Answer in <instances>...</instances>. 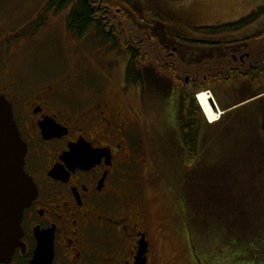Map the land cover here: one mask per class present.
<instances>
[{"label": "flooded vegetation", "instance_id": "af4514ba", "mask_svg": "<svg viewBox=\"0 0 264 264\" xmlns=\"http://www.w3.org/2000/svg\"><path fill=\"white\" fill-rule=\"evenodd\" d=\"M263 7L251 9L247 14L255 20L240 30L261 28L257 22ZM16 28L14 20L7 23L0 15V96L11 104L27 145L24 169L37 195L24 209L22 233L11 258L0 264H187L171 252L162 256L146 228L142 177L134 171L146 160L130 121V115L139 112L122 102L131 95L142 106L147 100L140 83L136 89L127 85L128 61L102 79L84 65L65 69L57 80L40 77L16 53L22 40L36 31L26 36V25V32L12 41V31L21 33V27ZM254 37L256 33L250 38ZM18 40L21 44L16 46ZM241 40L236 39L233 51L230 39L226 47L234 60L246 65L249 52L233 55L248 48ZM260 49L249 62L258 65L253 70L264 64V48ZM118 75L122 102L111 106L106 82ZM56 168L60 173L54 175ZM192 264H197L194 258Z\"/></svg>", "mask_w": 264, "mask_h": 264}, {"label": "rangeland", "instance_id": "374dc122", "mask_svg": "<svg viewBox=\"0 0 264 264\" xmlns=\"http://www.w3.org/2000/svg\"><path fill=\"white\" fill-rule=\"evenodd\" d=\"M48 1L49 0H0V15L6 19L7 23L14 20L15 26L17 28L21 27V33L16 31L10 33V40L14 41L17 37L19 39L20 36L26 32V25L41 14L44 5H46ZM136 1L144 6L152 7L151 12L148 13V11H146L143 13L146 19L152 21V16L154 17L153 13L164 18L168 17L170 20L169 26L173 30H178L180 34L183 36L188 35L191 39L197 38L206 41L226 42L229 39L242 38L241 42H244L255 33L258 35L252 38L255 39V41L250 42L246 50H239L240 52L233 53V55L241 57L245 54L244 52H249L251 54V59L246 60V65H243L240 61L234 60L233 56L228 52V49L227 52L222 51L221 53L220 51L221 57L218 60L214 58L213 61H209L207 64L203 62V66L201 64L194 65L192 60L187 62H183L184 60L182 61V53L179 54L174 50L176 49L174 47L176 43L173 45L167 44V46V40L165 39V41L162 42L164 47H162L160 44H157L154 39H149L151 28L146 25L145 20H141L139 16L136 15L134 7L120 2L122 7L118 9L124 11L129 18H131L129 22L124 18L122 19L123 21H121V27L123 28L119 33L121 41L125 43L131 40L130 43H134V41L137 43L138 40H140L141 47L149 58L147 66L150 65V70L152 67L155 68L153 62L159 61V66H168L167 73L171 75L172 81L175 78H194L195 73L201 74L200 78L202 80L204 76L215 77L218 72L222 70L223 73L229 74V71L235 67L247 69L248 67L258 66L249 64V62L252 61L253 57H256L261 50L260 48H264V41H262L264 36L260 37V33H258L259 29L262 28V30H264V15L260 21L257 22L261 24V28L257 31L244 29L234 36L209 35L201 31H196V28L202 25L212 26L233 22L235 19L237 20L238 17H243L242 15L249 13L251 9L253 11V8L264 4V0ZM67 12L68 10L53 13L52 15L50 14V17H47L49 19L46 20V24H43L45 25L44 28L41 26L34 34H32L33 27H29L28 32L30 31L31 33L29 32L26 36L32 35L27 40H22V47L18 48L16 51L17 59L21 63H23L24 59V64L30 63L32 65V71L38 72L40 77L53 80L60 79L65 69H77L80 65L87 67L92 75L100 79L107 75V73L120 68L125 59L127 60L128 58V56H125L127 53L124 48L119 47L110 49L109 44H104L102 39L97 37L94 28L81 39L73 36L67 28ZM118 18L119 21L121 17L118 16ZM15 19L17 20L16 23ZM157 19L160 21V18ZM193 27H196L195 30ZM18 43L19 45L21 44L18 40L15 45L17 46ZM179 45L185 47V45L180 42ZM165 47H169L170 52H166L167 49H163ZM249 79L253 81V85L258 91H262V95L260 96L262 98L261 105L262 101L264 104V73L261 76L251 74ZM208 82L205 84L208 89L204 90L194 88L188 83V91L191 93L202 91L211 93L210 95L214 97L217 106L221 109H219L220 112L222 111L221 115L225 112L227 113L231 110L238 109L244 104L243 102L234 105L236 100L235 94L231 95V93L225 90L221 91L220 97L222 99L219 100L215 97L213 91V89L218 86H216V83L213 85ZM121 84L122 79L120 75H118L115 80L106 82V90L109 95L111 106L112 104L117 105L122 102ZM131 87L135 89L136 85L131 84ZM152 90L154 91V87H147L145 96L147 102L145 106H142L138 102L135 95H131L126 99L123 98L124 100L122 103H124L126 107L132 106L136 108V113L139 112L138 116L133 114L130 115L132 124L131 132L133 137L139 141L141 145L139 148L140 152L144 154L143 158L146 161L143 167H134V171H136L139 179L142 177L141 184L144 197H142V205H144L145 221L147 222L146 228L149 236L157 243L156 246L159 248L161 255L166 257L169 255V252L174 253L179 263L181 261L187 262V264H192V258L194 257L196 260V255L203 264H264V241H262L260 237V228L257 229V233L248 244V247L244 250L232 249L231 251V243L239 234L238 228L234 229L230 224L239 219L231 215V219L223 216L222 219L219 218V220H217L216 218L211 222V215L214 214L216 210L219 211V208H214L213 194L210 191V188L213 187H211L207 181H210L211 177L218 181L219 179H224V176L205 173V177L203 176L199 179L190 177L189 179L188 172L182 167L178 166L176 169H173L171 153L169 152V154L167 150L173 146L174 142H177V146H180L178 132L175 131V129L178 128L175 118V106L174 103L171 105L170 99H163L161 93H154ZM79 94L82 93L79 91ZM227 106L231 107L226 108ZM263 114L264 108L259 117L260 128ZM206 119L208 120V117ZM244 125L245 124L241 123V120H239L238 124L234 126L237 136H241L243 131L242 126ZM220 128V126L211 127L208 132H215L220 130ZM167 139L170 142L167 141ZM232 139H234V137H232ZM166 142L167 144L170 143V145L167 146ZM178 150L176 149L177 153L179 152ZM138 155L141 159V155ZM239 176L242 177L240 180H244L250 175L245 176L244 174H239ZM261 177L262 176H255L254 184L256 181L258 183ZM192 183L195 184V186H198V183L201 185L203 184V187L193 189L191 186ZM176 191L180 193L177 194L175 193ZM229 207L230 205L226 204L223 208L229 211ZM181 210L182 213L187 216L186 219L180 216ZM201 218H205L204 222L209 224V227L205 225L208 228L204 230L198 228ZM260 218L258 226L264 229V212L261 213ZM241 222L246 226V230H249L251 227L253 230L256 228L254 219H250V216L245 217ZM217 224L221 228L220 231H218ZM211 225H213L212 229H210ZM190 233L192 237H195V252L193 246L190 244ZM230 236L232 237L231 241L228 240L231 239ZM216 238L222 240L223 250L215 246V243L218 242ZM242 243L246 245L245 242ZM228 250H230L229 253ZM189 254H192L193 257L189 256ZM235 256H237L238 259L235 258L236 260L231 261L229 257Z\"/></svg>", "mask_w": 264, "mask_h": 264}, {"label": "trees", "instance_id": "16d2710c", "mask_svg": "<svg viewBox=\"0 0 264 264\" xmlns=\"http://www.w3.org/2000/svg\"><path fill=\"white\" fill-rule=\"evenodd\" d=\"M120 2L134 7L136 15L141 20H145L146 25L151 28L149 39H154L162 47H164L162 42L165 39L167 40L166 45L176 43L174 47L177 48V53H182L183 62L192 60L194 65L201 64L203 66V62L207 64L209 61H213L214 58L218 60L221 57L222 51L227 52V41H206L197 38L191 39L188 35L183 36L178 30H173L169 26L170 20L168 17L164 18L152 12L154 15V17L152 16L153 20L149 21L143 16V13L146 11L148 13L151 12L152 7L144 6L136 0H49L46 3V8L57 12L68 10L66 17L67 28L78 39L87 35L94 28L97 37L102 39L104 44H109L110 49L124 48L129 58L127 64V82L136 84L138 80H141L140 76L144 75L148 78V85L145 86L144 94H146L147 87L152 86L154 87V91L152 90V92H159L163 96V99L168 98L171 100V105L174 103L175 118L178 127L174 129L178 132L180 146H177V142H174L173 146L168 148L169 151L167 150L168 153H171L173 169H176L178 166L182 167L188 172L189 179L190 177L197 179L203 176L205 177V173L224 176V179H219L218 181L211 177V180L207 182L213 187L210 188V191L213 194L214 208H219V211L216 210L211 215V222L216 218L217 220L219 218L222 219L223 216L231 219V215L239 219L230 224L234 229L238 228L239 234L231 243V251L232 249L244 250L248 247V244L257 233L258 228L261 229L260 237L264 241V229L258 226L261 213L264 212V131L259 126V117L264 108L263 101L261 105L262 99L258 98L254 101L247 102L238 109L231 110L222 115L218 122L209 123L203 114L195 92L191 93L188 91V84L185 79L174 77L175 79L172 81L171 75L167 73L168 66H159V61H154L155 68L152 67L150 70V65L147 66L149 58L143 51L140 40L137 43L134 41L135 44L130 43L131 40L125 43L121 41L119 35L123 29L121 27V21L124 18L129 22L131 18L124 11L120 10L118 13V8L122 7ZM118 16L121 17L120 22L118 21ZM157 18H160V21ZM254 20V16L246 15V17L235 23L198 26V28L193 27V29L195 30L196 28V31H201L209 35L234 36L241 31L240 29L249 25ZM41 22L44 23V19H39L36 25ZM179 42L185 45V47L179 45ZM236 44V39H230L231 51L235 49ZM163 49H167L166 52H170L169 47ZM240 70V67H235L229 77H226L222 71H219L215 77L204 76L202 80L200 78L201 74L195 73L194 78L190 80V84L194 88L204 90L208 89L205 86L206 82L209 81L213 85L216 83L218 87L212 88L215 96L221 100V91H228L231 95L235 94L236 100L234 105H237L252 100L262 94V91L260 92L255 88L249 76L246 77L244 72ZM263 71L264 69L254 67V70H250V74L256 72L257 76H261ZM142 82L143 80H141V84ZM231 106H227L226 108H230ZM239 120L245 124L242 126L243 131L241 136H237L234 129V126L238 124ZM216 126H220V130L208 132L211 127ZM167 141L169 140L167 139ZM169 145L170 143L167 144V146ZM176 149H179L178 153ZM239 174L250 176H247L248 178L244 180H240L242 177ZM255 176L262 177L258 183L256 181L254 184ZM191 186L195 189L203 187V184L198 183V186H195L192 183ZM175 193L179 194L180 192L176 191ZM226 204L230 205L229 211L223 208ZM246 215L250 216V219H254L256 224L254 230L251 227L247 231L245 229L246 226L242 224L241 221L247 217ZM180 216L185 219L187 218L182 213V210ZM204 219H200V226H198V228L203 230L209 227V224L205 223ZM205 225H208V227ZM212 226H210V229H212ZM217 228L218 231L221 230L218 224ZM194 238L190 233V244L193 246L195 252L194 246L196 244H194ZM230 238L228 239L229 241L232 240L231 236ZM216 239L218 242L215 243V246L223 250L222 240ZM242 242H245L246 245ZM229 258L231 261L236 260L235 258L238 259L237 256ZM196 260L198 264H203L197 255Z\"/></svg>", "mask_w": 264, "mask_h": 264}, {"label": "water", "instance_id": "95a60500", "mask_svg": "<svg viewBox=\"0 0 264 264\" xmlns=\"http://www.w3.org/2000/svg\"><path fill=\"white\" fill-rule=\"evenodd\" d=\"M74 149L71 155L77 153ZM26 152L27 145L14 121L12 106L0 96V263L11 258L22 233L24 209L37 195L34 182L24 169ZM59 173L56 168L52 174Z\"/></svg>", "mask_w": 264, "mask_h": 264}, {"label": "bare ground", "instance_id": "6f19581e", "mask_svg": "<svg viewBox=\"0 0 264 264\" xmlns=\"http://www.w3.org/2000/svg\"><path fill=\"white\" fill-rule=\"evenodd\" d=\"M210 97H211V95L209 92L202 91V92L198 93V99H199L200 103L202 104L205 113L208 115V117L211 119V121L212 120L214 121V120L218 119V117H219L218 115L221 112H220V110L217 111V110L213 109V105L210 102V99H211Z\"/></svg>", "mask_w": 264, "mask_h": 264}]
</instances>
